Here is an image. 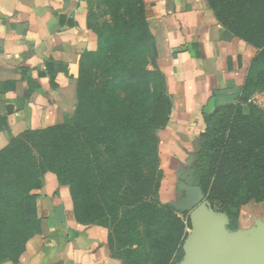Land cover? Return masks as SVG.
I'll return each mask as SVG.
<instances>
[{"label":"rangeland","instance_id":"374dc122","mask_svg":"<svg viewBox=\"0 0 264 264\" xmlns=\"http://www.w3.org/2000/svg\"><path fill=\"white\" fill-rule=\"evenodd\" d=\"M202 1L226 34L254 50L257 65L239 94L208 113L201 147L179 179L182 202L159 195L169 177L164 143L149 119L166 93L156 50L140 41L145 4L86 0L82 27L90 44L75 117L25 134L0 152V263L25 253L37 227L26 220L24 196L41 188L47 171L57 174L81 223L107 227L112 254L124 264H206L193 219L202 206L216 222L213 239L229 240L238 261L249 243L262 240L264 200L247 195L237 212L227 192L235 189L243 202L248 182L242 172L249 169L243 162L235 168L232 160L239 157L227 150L230 143L241 147L238 152L252 148L255 160L264 150V0ZM227 158V168H220Z\"/></svg>","mask_w":264,"mask_h":264},{"label":"crops","instance_id":"0c3cea01","mask_svg":"<svg viewBox=\"0 0 264 264\" xmlns=\"http://www.w3.org/2000/svg\"><path fill=\"white\" fill-rule=\"evenodd\" d=\"M143 1L172 102L170 121L159 130L169 177L159 195L181 203L179 179L201 147L206 116L242 91L255 53L226 34L202 0ZM85 2L0 0V151L24 134L75 116L90 44L82 27ZM34 192L37 228L19 260L0 264H124L112 254L107 227L74 216L55 172L44 173Z\"/></svg>","mask_w":264,"mask_h":264},{"label":"trees","instance_id":"16d2710c","mask_svg":"<svg viewBox=\"0 0 264 264\" xmlns=\"http://www.w3.org/2000/svg\"><path fill=\"white\" fill-rule=\"evenodd\" d=\"M141 1L143 4L144 1L143 0H141ZM140 41L143 44L150 45L151 47H153L156 50V54L158 56L156 39H155V36L153 35V33L151 32L150 26L148 24L146 10H142V12H141ZM156 61H157V57H156ZM253 65H257V60H256V62H255V60L252 62V66ZM156 66L158 68L157 62H156ZM158 70L163 77L164 90H165L166 94H160L159 95V97L156 101L152 116L149 119V123L155 131L163 129L168 125V123L170 121V114H171V107H172V102H171V98H170V95H169V92L167 89L165 77L159 68H158ZM73 118H71V120ZM71 120L66 121V123L70 122ZM206 121H207V116H206ZM24 135H22V136H24ZM201 138L203 141V139H204L203 133L201 135ZM228 148L230 149V150H227L228 154L230 153V155H232V156L235 155V156L239 157L238 160H232L234 163V166L236 165L237 167H239V163L241 164L243 162L244 166L245 167L247 166V168L250 170V171L247 169L244 170L245 168H243V172H242V174L247 175V178H243L244 182L245 181L248 182V187H244V191H245L244 193L245 194H243V197H245V199L243 200V202H240L238 197H236L237 195H236V192H234L235 189L233 187H232V189H234V190L228 189L229 192H227L228 194L232 195L230 197L232 199V204L235 203V207H236L237 212H238L239 211L238 205H240L241 203L245 204L248 202L247 195H253V196L256 195L253 198H255L258 201L264 200V181H261L262 178H264V168L262 166V164H264V150H262L261 153H259L260 154L259 159L255 160L254 155H256V154L253 153L252 148H246V149H244L245 151L240 150V152H238L241 147L235 146L231 143L228 144ZM0 152H2V151H0ZM229 163H230V159L227 158L224 165H221L220 168H222V169L224 167L227 168V165H229ZM236 166H235V168H237ZM251 176L253 177V180L256 181V184L252 183V180H251L252 177ZM251 186H254V188H251ZM36 197H37V194L34 191L28 192L24 196V213H25L26 220H28L30 222H32V219L38 218V215L36 212V209H37L36 208L37 203L35 201ZM33 201H34V203H33ZM226 206L229 207L228 204H226ZM233 206H234V204H233ZM226 209L228 212L229 211L228 208H226Z\"/></svg>","mask_w":264,"mask_h":264},{"label":"water","instance_id":"95a60500","mask_svg":"<svg viewBox=\"0 0 264 264\" xmlns=\"http://www.w3.org/2000/svg\"><path fill=\"white\" fill-rule=\"evenodd\" d=\"M193 219L197 226V249L206 259V264H264V228L262 240L249 243L243 251L244 258L238 261L229 240L212 238L216 222L208 207L202 206L198 213L193 214Z\"/></svg>","mask_w":264,"mask_h":264}]
</instances>
